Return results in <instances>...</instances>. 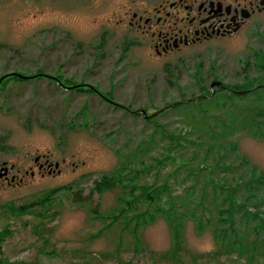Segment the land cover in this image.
Segmentation results:
<instances>
[{
	"label": "rangeland",
	"instance_id": "rangeland-1",
	"mask_svg": "<svg viewBox=\"0 0 264 264\" xmlns=\"http://www.w3.org/2000/svg\"><path fill=\"white\" fill-rule=\"evenodd\" d=\"M144 4L0 0V76L51 75L63 84L91 85L112 100L87 89L63 88L45 76L17 80L13 75L0 82V163L20 169L14 181L0 185V264H249L237 251L216 252L211 229L197 233L190 222L184 248L173 253L161 217L133 235L132 222L125 228L121 220L107 217L117 210L118 190L88 199L94 181L113 170L119 154L121 161L133 159L132 150L148 130L141 116L109 102L150 114L198 92L195 83H207L209 92L208 70L225 84L239 82L245 60L253 62L254 50L264 52L263 13L232 36L168 59L158 57L148 37L127 23L130 9ZM249 102V97L240 100L242 107ZM178 112L160 119L182 120L186 114ZM237 139L241 153L264 172V139L245 134ZM140 155L144 164L151 162ZM37 156L40 162L50 160V173L38 170ZM181 188L171 183L173 194ZM54 189L44 217L15 210Z\"/></svg>",
	"mask_w": 264,
	"mask_h": 264
},
{
	"label": "trees",
	"instance_id": "trees-1",
	"mask_svg": "<svg viewBox=\"0 0 264 264\" xmlns=\"http://www.w3.org/2000/svg\"><path fill=\"white\" fill-rule=\"evenodd\" d=\"M252 56V63L245 60L239 82H222L224 87H215L214 93L206 92L207 83H195L198 92L150 114L146 108H141L145 115L141 109L129 110L109 102L132 116H141L148 128L146 138L130 154L133 159L121 161L119 154L113 170L95 180L88 194L89 199L92 193L101 196L119 191L117 210L107 216L110 222L121 220L125 228L132 222L130 228L136 235L139 226L161 217L171 236L172 253L184 248L183 234L190 222L197 233L211 229L217 241L216 252L237 251L249 264H264V172L241 153L237 143L241 134L264 139V120L259 118L264 116V52L254 50ZM207 73L208 81L219 80L214 72ZM13 75L17 80L45 76L63 88L87 89L110 99L109 93H101L91 85L70 84L68 80L63 84L55 76L40 73L6 74L0 76V82ZM248 97L249 105L242 107L240 100ZM212 106L217 114L211 111ZM170 111L186 116L170 124L162 122L160 118ZM155 142L157 147L152 149ZM140 153L147 154L151 162L144 164ZM145 176L150 181H141ZM172 182L182 187L179 194H173ZM54 193L55 189L50 190L15 210L40 219ZM74 197H79V192H74Z\"/></svg>",
	"mask_w": 264,
	"mask_h": 264
},
{
	"label": "flooded vegetation",
	"instance_id": "flooded-vegetation-1",
	"mask_svg": "<svg viewBox=\"0 0 264 264\" xmlns=\"http://www.w3.org/2000/svg\"><path fill=\"white\" fill-rule=\"evenodd\" d=\"M144 6L130 9V30L149 39L158 57L168 59L185 49L210 44L213 39L232 36L248 20L264 13V0H144ZM38 170L51 172L48 158L35 157ZM58 167V162L54 163ZM15 170V173L12 171ZM16 164L0 163V185L14 181Z\"/></svg>",
	"mask_w": 264,
	"mask_h": 264
},
{
	"label": "water",
	"instance_id": "water-1",
	"mask_svg": "<svg viewBox=\"0 0 264 264\" xmlns=\"http://www.w3.org/2000/svg\"><path fill=\"white\" fill-rule=\"evenodd\" d=\"M13 74H17V75H20V74H18V73H13ZM20 76H25V75H20ZM215 87H224V85H223V83H222V81H220V80H213V81H211L210 82V88H211V90H212V93H214V88ZM179 102V101H178ZM178 102H176V103H178ZM141 113H143V114H145V111L144 110H139ZM146 115V114H145Z\"/></svg>",
	"mask_w": 264,
	"mask_h": 264
}]
</instances>
